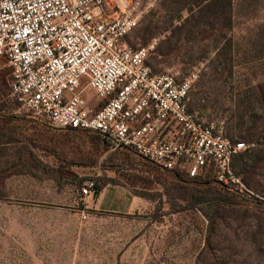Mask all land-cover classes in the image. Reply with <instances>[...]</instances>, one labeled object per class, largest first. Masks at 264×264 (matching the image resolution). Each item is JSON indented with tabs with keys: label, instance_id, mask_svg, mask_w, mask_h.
<instances>
[{
	"label": "rangeland",
	"instance_id": "1",
	"mask_svg": "<svg viewBox=\"0 0 264 264\" xmlns=\"http://www.w3.org/2000/svg\"><path fill=\"white\" fill-rule=\"evenodd\" d=\"M138 1V25L127 42L155 40V72L181 79L196 71L191 108L241 139L264 114V0H235L229 24L214 28L208 14L192 33L176 28L190 16L189 4ZM84 96L95 100L91 90ZM81 144L12 112V104L0 106V264H264V137L234 159L260 208L198 203L169 178L143 187L119 177L106 185L125 187L139 206L100 210L118 205L109 196L81 195L78 178H118L112 167L122 157L118 149L88 155ZM90 156L95 163L87 164ZM59 165L76 177L60 174Z\"/></svg>",
	"mask_w": 264,
	"mask_h": 264
},
{
	"label": "built area",
	"instance_id": "2",
	"mask_svg": "<svg viewBox=\"0 0 264 264\" xmlns=\"http://www.w3.org/2000/svg\"><path fill=\"white\" fill-rule=\"evenodd\" d=\"M138 0H0V59L12 112L58 128L97 131L109 150L132 149L189 177L211 173L252 199L233 162L253 143L228 136L189 104L197 72H155V40L133 47ZM91 90L93 98L84 93ZM86 179L80 194L95 193Z\"/></svg>",
	"mask_w": 264,
	"mask_h": 264
},
{
	"label": "trees",
	"instance_id": "3",
	"mask_svg": "<svg viewBox=\"0 0 264 264\" xmlns=\"http://www.w3.org/2000/svg\"><path fill=\"white\" fill-rule=\"evenodd\" d=\"M183 4H189L190 16L187 17L181 25L176 27L180 31L184 32H194V30L205 24L201 22L200 18L205 17L210 14L214 18L219 28L222 24H229L230 21L227 15L231 12L235 0H180ZM227 18V19H226ZM221 19V20H219ZM215 28V27H214ZM198 29V28H197ZM151 53V52H150ZM150 55V54H149ZM0 65V106L4 104H9L11 106L12 102L8 98L9 85H8V74L9 69L4 65ZM148 64L152 67L148 56ZM153 69V67H152ZM154 71V70H153ZM191 107V106H190ZM3 109V108H1ZM25 115H9L8 119L12 118H23ZM33 119V118H32ZM34 121L42 122L44 125L55 128L66 135H70L73 138H78L82 142V146L87 148L88 155H97L99 151L106 150L107 147L104 144L101 135L94 130L90 129H73V128H58L54 127L44 121L33 119ZM264 137V114L253 119L252 123L246 128L245 134L240 140L245 142L253 143L261 141ZM122 157L121 162L114 164L112 170L118 175V178L109 177L106 178L104 183L97 184L95 187V194L98 193L108 182L119 184V177L125 180L127 184L140 186H148L153 181L167 179L171 181L170 186H175L180 189L184 194L190 193V198L192 197L198 203H209L220 201L224 205H244L248 208H260L259 201L251 200L240 195L235 189H226L221 186L211 173H207L204 176H194L189 177L184 174L170 171L159 167L157 164L143 158L142 156L136 154L132 149L122 148L118 151ZM241 154V153H240ZM239 156V155H238ZM237 156V157H238ZM87 164H93L95 161L93 157L90 156ZM234 167V162H233ZM58 172L65 177H76L71 171H67L65 167L59 165ZM138 172H145V174H140ZM79 179V184L82 186V178Z\"/></svg>",
	"mask_w": 264,
	"mask_h": 264
},
{
	"label": "crops",
	"instance_id": "4",
	"mask_svg": "<svg viewBox=\"0 0 264 264\" xmlns=\"http://www.w3.org/2000/svg\"><path fill=\"white\" fill-rule=\"evenodd\" d=\"M92 195H94V199L99 196H109L116 201L117 207L100 209L103 211L129 213L135 206H139V202L122 186L106 185L98 193H93Z\"/></svg>",
	"mask_w": 264,
	"mask_h": 264
}]
</instances>
